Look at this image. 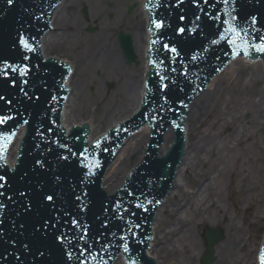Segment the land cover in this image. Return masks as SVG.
<instances>
[{
	"label": "bare ground",
	"instance_id": "obj_1",
	"mask_svg": "<svg viewBox=\"0 0 264 264\" xmlns=\"http://www.w3.org/2000/svg\"><path fill=\"white\" fill-rule=\"evenodd\" d=\"M103 1L112 2V9L106 10L102 5ZM132 1L137 7L135 15L141 21L139 29L136 27L135 30L132 29L134 26H126V17L122 12L118 13L124 6L122 0H63L57 6L59 10L52 23V26L63 30L52 29L46 32L41 38L39 48L43 58L55 55L69 64L67 61L70 60L55 53L64 39L63 44L68 49H79L78 63L73 64L70 61L73 72L77 69L75 66L80 67V64L90 71L102 70L107 77L114 76L125 80L121 88L126 94L115 105L121 108L118 112H111L107 128L113 126V122L128 119L132 113L138 111L145 93L144 73L149 67L146 56L150 35L146 26L149 18L143 7L146 0ZM80 2L85 5L80 13L82 10L86 11L87 5V11L94 14L98 32H88L86 36L80 32L79 24L82 23L78 21L82 22V18L79 14L81 19L73 16ZM122 28L125 30H121ZM118 36L124 37L126 46L130 45L135 50L140 69L135 67V70H122L121 66L126 58ZM246 68H251L247 75L239 74ZM99 75L98 72L96 76ZM222 81L225 84L229 82L230 90L223 88L219 92L218 84ZM255 82L261 85L253 89ZM67 86L70 91L61 111V124L68 129L71 124L88 121L90 132L87 142L92 143L101 134H96L93 129L92 116L72 119L77 95L84 91V87L78 82L75 85L71 78ZM198 97L196 100L200 102L193 100L188 107L184 123V152H181L175 166V174L170 176L172 188L167 189L169 191L163 203L151 220L152 240L146 255L154 257L157 264H161L167 257L166 264H184L187 260L197 258L200 243L196 231L200 224H207L210 227L224 228L225 237L217 247L214 264H249V259L242 256L241 252L247 244L245 226L249 216V222L252 223L257 218L264 219V133L259 135L257 131L258 128L264 129L263 61H250L243 57L234 59ZM111 104L112 102L108 105ZM112 108L113 106L110 109ZM191 123L196 128L194 139H189L188 125ZM221 125L234 127V130L229 127L233 130L231 136L219 133L217 129ZM237 181L238 188L233 191L236 197L231 202L229 188ZM169 201L172 207L167 209L165 204ZM239 203L240 209L237 207ZM235 206L237 209L233 210ZM244 207L252 211L246 214L241 209ZM162 212L168 217L164 227H160ZM155 246L160 250L156 252L153 249ZM118 260L122 261L121 258ZM253 262L257 264L256 257Z\"/></svg>",
	"mask_w": 264,
	"mask_h": 264
},
{
	"label": "water",
	"instance_id": "obj_2",
	"mask_svg": "<svg viewBox=\"0 0 264 264\" xmlns=\"http://www.w3.org/2000/svg\"><path fill=\"white\" fill-rule=\"evenodd\" d=\"M257 1L259 0H235L233 6L235 12H233L229 17L232 26H235L238 30H243L247 34V39L251 40L249 42L251 44L257 43L258 37L262 33H264L263 29L254 25H250L246 21V19L251 17H256V19L258 20H261L264 17V6L261 3L258 4ZM4 2L5 0H0V12ZM165 2L169 3V8L167 10L164 8L160 10V12L157 13V15L153 17V19L166 21V24L164 25V27H162V30L159 31L157 41L159 43L162 41H166L168 45L171 46L173 43H175V41L178 42L179 39L182 38V35H176L174 33L175 29L184 28L186 30L188 27H191L193 12L191 11L190 8L185 7L186 11H188L189 14L187 15L178 14L176 10L170 7V5L171 6L176 5L178 3L177 0H165ZM179 2L183 5V7L185 6V3L183 1L181 2V0H179ZM260 2H264V0H260ZM181 16L185 18L184 23L180 22ZM233 16L237 17V19L232 20L231 18ZM29 23L30 21L28 22V24ZM17 24L18 22H15V19L12 20V17L6 18L5 20L0 19V46L3 45L6 48L4 52H0V66H3V62L6 61L10 65H16L17 67H21L23 66L22 64L28 63V60L23 59V57L31 56L30 51H25L19 45V36L24 35L26 39L27 35L26 32L23 29H21ZM198 26L202 30L206 28V24H203L201 21L198 22ZM9 27L10 29H8ZM146 30H148L147 26H146ZM211 32L212 30L210 29L201 32L197 31L195 33L196 36H194V39L191 40L190 43L192 46L190 53H193L195 49H197L198 43L201 40H203L204 37L212 38L213 36L211 35ZM155 34H157V31ZM150 41L151 43H153V38H151ZM187 42L188 45H190L189 41ZM153 45H154L153 48H155L154 52L156 54L155 58L157 61H160L161 58L166 57L168 51L164 47L157 46L154 43ZM19 47L22 48L21 51ZM187 53H189V50L182 51L183 56ZM48 56H55V55H48ZM20 57L23 59L24 63H21ZM62 64H64L68 70L71 69V65L69 67V65L64 61L62 62ZM163 64L164 61L161 62V64H159L160 68L158 67L155 68L156 70L155 72H158L161 76H163L164 72H166V74L169 75L170 71H168V68L163 67ZM26 66L29 69L28 74L25 76L27 84L34 85L37 82V79L42 77L43 74H38L39 73L38 69L35 66H33L32 63ZM3 71L7 72L8 74V78L6 79L7 81L9 82L14 81L15 83H18L20 81L19 79L20 74L18 71L13 72L11 68H5ZM179 73L180 72H178L177 74ZM175 85L179 86L180 88H185L186 91L189 90L188 81L186 83V86H180L177 83H175ZM38 86L39 85L36 83V87ZM169 88L173 89L172 87ZM150 97L153 106L157 111L158 109L164 110L165 108H168L169 106L168 101L167 103H163V104L161 102V97H165L164 94L157 91H150ZM24 103L30 105V103L27 102L26 100L24 101ZM53 105L54 107H57L58 105H60V101L54 102ZM135 113H132L131 116L134 115ZM20 116H21L20 121H22L24 115L20 114ZM154 116L161 121L158 122L156 126L158 127V130L160 129L162 132V138H161L162 142L158 145L157 142L159 141V139H152L150 144L151 150H147L145 155L148 158L144 160L143 163H141L143 159H141L142 155L140 152H142V148H145V144H146L145 139L148 137L147 134H149L148 125L144 124V127L141 128L137 133L132 134L130 135V137L126 138L120 149L113 156L112 160H110L107 166V170L103 176L102 190H107L108 192H111L112 189L114 188L116 189L120 185V181L123 179L125 175H127L128 170L134 164L139 169L136 172V174H134L133 177L130 178V180H128V182H125V186H126L124 190L125 192L133 191L134 194L140 195L142 198H144L143 199L144 204L147 203L149 205L150 204L149 200H151V202L154 203L156 197H159L161 192L168 188V185H170V188H172V182L170 176L172 174H175V166L179 162L181 152H184V144L182 143V140H184V138H182L181 131H179L178 139L175 145H173L171 150L168 152V147L172 143L175 137L174 135L171 134L170 130L174 128L170 123L168 122L165 123V121L162 120L161 116L158 115H154ZM122 120L125 119H120V121ZM116 123L117 122H113V125H115ZM82 124H86L89 126L88 121H83ZM154 124L155 122L152 121V125ZM71 125L80 126L81 124H71ZM35 127H36L35 130L36 132H41L43 130L48 131L49 129L52 130L54 129L49 123L47 122L43 123L42 119L40 121H36V123L34 122L33 119L30 120L25 127L21 126V128L17 132L16 138L14 139L11 147L7 150L6 153L3 154V159L0 160L2 162L6 161L9 166H12L15 162L16 150L18 148L20 138L24 134V129L26 132L28 131V136L25 137L24 142L31 144L34 142V139H36L33 133ZM184 129H185V125H184ZM99 135L101 134H98L97 136ZM167 135L170 137H168ZM91 144L92 143H88V145ZM64 145L67 146V143L64 142ZM107 149H108L107 145L97 146L95 151L91 150L90 152H88L89 153L88 155H85L86 157L88 156H95V157L90 159H84V163L88 164L92 169H94L95 167L94 165L97 162L99 163L100 166L102 161L107 160V158L105 157L106 153H100V152H103ZM56 150L58 152L57 154L61 153L60 149H56ZM23 155H25V152L22 153V156ZM68 160L73 161L70 158H68ZM37 161H40L42 165L47 166L48 176L52 175L58 168H60V164H61L59 159L58 160L59 163L57 162V166L51 165L47 157H43V156L41 157L34 156L29 161L20 160L18 163H22V164L20 170L17 172L19 178H21V176H30L34 174ZM65 170L66 169L64 168L62 171ZM69 172L70 170L68 166V173ZM70 173L72 174L71 176L72 180L81 183L82 177L77 171L74 170L73 172ZM145 173H148V175L145 176ZM163 174L168 175V177L167 178L164 177ZM60 176L61 175L58 172L55 176H51V179L49 178V181L53 183L54 181H57V179H52V178L53 177L60 178ZM2 182L6 183V181H2ZM58 183L59 182H56V184ZM87 184L94 185L91 180L88 181ZM82 188H84V186H82ZM67 189L70 190L66 191V189L64 190L62 188V190L60 191L69 195V198H72V196H74L72 192L76 191V187L72 186ZM14 191H15L14 189H10V188L7 189V187H4V191L2 195V198L6 206L5 215L7 217L2 215L1 219L8 218V220H11L13 223L12 225L15 228V231L9 232L8 226H3L4 229H0V264H34V263L37 264V260L41 255L40 253L38 254L36 252L35 246L37 248H45L46 245L50 247V244L53 243L55 244V236L60 235L61 232H63L64 235H67L66 237L67 239H69L70 242V240H72V236L74 237L77 236V234L81 233V229L85 227V224L86 225L91 224L89 223L90 219L88 215H91L92 217L96 218V220L98 221L97 226H93L92 228H90L88 230V234L84 235L85 241H89L91 245V249H90L91 253L94 251L106 253L105 245L107 246V248H109V245L112 243L118 244L119 242L116 240L117 238L115 237H118L119 235H126L127 233V238H128L131 235L136 236L137 232L138 234H140V230H138L136 226L140 225L141 212L145 211L143 207H140L139 210H135L131 206L128 207L126 205L121 204V206L118 205L117 208L113 210L112 203L109 200L108 208L102 207L93 212L89 210L86 211L85 213H80L78 212L79 211V207H77L78 204L74 206V204L77 203V201H74L73 202L74 204L72 203V207L69 209L70 215H68V212H66L61 214V216L63 218L62 220L65 219L69 220L70 216H71L70 218L78 220L80 227L74 226L73 229L72 227L69 226V228H65V229H53L51 225H49L48 229H44L42 227L44 222V216H46L45 220H47L49 223L53 215L51 216L50 214L47 215L45 214L43 216L41 210L35 208L36 205H31L30 203H27L30 200L28 196L20 200V202H18V196L16 193H14ZM119 196L120 194L118 193V195L117 196L115 195L114 198L116 197L117 199H119L120 198ZM128 208H131L133 212L131 211V209ZM130 211L134 215V217L128 219V216L130 215ZM136 211L137 213H135ZM122 212L124 213L123 215ZM94 214H97L98 217ZM72 219H70V221ZM68 220H66V223L64 225H71L70 221ZM124 220H127L128 225L127 222L124 223ZM105 222H107L106 227H105ZM129 224L132 228L130 230H129L130 228ZM37 228H39L40 230L37 231L36 230ZM76 231H78L77 234L75 233ZM10 233L12 235H10ZM207 234H209L210 237V239L207 240V249L209 252V256H211L212 254L211 247L214 243H216L221 239V234L218 229L215 230L208 229ZM97 237L99 239H97ZM35 238L38 240H35ZM40 239H42L43 245H39V243H37L38 241H40ZM23 244L28 246L27 249L24 247ZM81 247L83 248L85 246H81ZM54 254L55 256L49 255L45 257L44 258L45 261H49L48 262L49 264L50 263L55 264L56 262L57 264L60 263L65 264V260H64L65 258L62 257V253L58 245H57V250L54 251ZM75 255L77 256L79 254H75ZM147 256L150 257L149 255ZM208 259L209 258L207 257L203 263L207 264ZM73 264H78V261L75 259Z\"/></svg>",
	"mask_w": 264,
	"mask_h": 264
},
{
	"label": "rangeland",
	"instance_id": "obj_3",
	"mask_svg": "<svg viewBox=\"0 0 264 264\" xmlns=\"http://www.w3.org/2000/svg\"><path fill=\"white\" fill-rule=\"evenodd\" d=\"M124 3V6L122 8H120V12L126 17H122L123 19L125 18L126 20V26H134L132 29L135 30L136 27L137 29H139V25L141 24L140 19L136 17V5L135 3H133L132 0H122ZM102 5L104 6V8L107 10H111L113 7V3L109 2V1H103ZM85 6V5H84ZM83 7V3L80 2L79 6H78V10L76 12L73 13V16H75L78 19L82 18V15L80 13V10ZM131 7V11L128 13L129 8ZM87 8H89L86 5V12L88 15V20H85L82 18V22L78 21V23H82V25L79 24V30L83 35H88V32L86 31V29L88 27H90L91 29H93V32L91 33H96L97 28L95 27L96 23H95V19L94 14L89 12L90 10L87 11ZM68 10H65V12ZM117 15V18H119ZM81 18H79V15ZM69 15V14H68ZM78 15V16H77ZM108 16H111V14H109ZM108 19V18H107ZM126 28V27H125ZM55 30H63V29H59L57 26L55 27ZM121 30H125V29H121ZM131 30V29H130ZM131 30V31H133ZM100 32V31H99ZM90 34V33H89ZM63 42H65V40H62V43L60 44V49L55 52L56 54L65 57L66 59L72 61V63H78L79 60V49H75V50H70L68 49L65 44H63ZM138 59V58H137ZM138 62V61H137ZM73 63V64H74ZM75 66V65H74ZM80 67L75 66L77 69L76 71L74 70V74L71 76V81H73V83L76 85L77 82L79 85L82 84L83 88V92L79 93L77 95L76 98V106L73 112V118L72 119H80V118H86L87 116H92V122H93V129L95 131V133L97 134L98 132H102L106 129L107 125H108V120L109 115L111 114V112H118L120 110V106H115L117 104H119L122 100V96L126 94V92H124L122 90V86H123V82H125V80H123L122 78H118V77H107L106 73H104L102 70H93L90 71L88 68L86 67H82V65L79 64ZM74 67V68H75ZM135 67H138L140 69V63L138 62L137 65L131 64L129 66L123 64V66H121L122 70L124 69L125 71H130L131 68H133V70H135ZM83 68V69H82ZM251 68H246L245 70H242L243 75H247V73H249ZM98 72L100 73L99 76H96L98 74ZM127 75V74H126ZM102 76H104L103 78H101ZM223 77L225 79H227L226 76L223 75ZM240 76H237V78H239ZM73 78H75L73 80ZM107 84H111V87L108 89ZM261 85L259 82H255L252 85V88H256L257 86ZM219 87V92H221V90L223 88H226L227 91L230 90L231 85L229 84V82H227V84H225V81H222L220 84H218ZM90 88V89H89ZM108 91V92H106ZM90 92H92V94H90ZM226 94V93H225ZM85 95L87 97H85ZM198 101V103L200 102V100H196V102ZM203 101V100H202ZM111 105H108L109 103H111ZM195 102V103H196ZM96 105V106H94ZM111 106H113L112 109ZM114 109V110H113ZM189 126V139H194L195 137V131L196 128L194 126L193 123H191V125ZM232 128L234 130V127L232 125H221L218 126V131L220 134L222 135H226V136H231L232 134ZM259 135L264 133V129L258 128L257 129ZM229 140V138H228ZM238 181L237 183H232L230 185V192H229V200L231 202H233L235 200V193L233 191H236V189L238 188ZM231 194V195H230ZM165 204V203H164ZM240 203L237 205L238 209H240ZM165 206L167 207V209H169V207H172L171 202H167L165 204ZM236 207V206H235ZM233 207V210L237 209V207L235 208ZM245 211L246 214L250 213L251 211L247 208H241ZM251 216L248 217L246 226H245V238L247 241V244L244 246V248L242 249V256H244L245 258H248L249 260V264H254L253 259L255 256V251L256 248L259 244L260 238L263 234V228H264V219L261 218H257L258 220L255 223L249 222ZM161 218V226L160 227H164L165 224L168 221V217L162 212L160 215ZM209 226L207 224H200V226L197 228L198 230L196 231L197 233V238L199 240L200 243V247H199V254L197 256V258L195 259H190L187 260L186 262H184V264H199V260H200V256L204 253L205 251V246H204V240L202 238L203 232L205 230V227ZM220 228L223 231V239L218 242L213 250H214V254L215 256H217V247L218 245L224 240L225 234H224V228H222L220 226ZM157 235L159 234V232L156 233ZM154 250L159 251L160 249H157L156 246L153 248ZM159 254V253H158ZM168 259V257H167ZM167 259L166 260H162L161 258L159 259V262L161 261V264H166L167 263ZM215 262V261H214ZM213 262V264H214ZM117 264H122L120 262H117Z\"/></svg>",
	"mask_w": 264,
	"mask_h": 264
},
{
	"label": "snow or ice",
	"instance_id": "obj_4",
	"mask_svg": "<svg viewBox=\"0 0 264 264\" xmlns=\"http://www.w3.org/2000/svg\"><path fill=\"white\" fill-rule=\"evenodd\" d=\"M181 2H182V0H181ZM224 2L227 3L228 0H224ZM7 3L11 5V4L14 3V0H7ZM181 19L183 20L184 17L181 16ZM231 19L232 20H235V19H237V17L233 16ZM251 21H252L253 24H255L256 17H251ZM151 23H153L154 26H155V28H157V29H160V28L164 27V24H165V22L163 20H153V21H151ZM223 23L225 25H229L227 31L236 33L237 35H245L246 36V33L239 32L235 26H232L230 20H224ZM178 32L179 33H184L185 32V29L184 28H179L178 29ZM258 40H259L258 43H255V44H251L250 43L249 44V47H251L252 49H254L257 52L264 53V36H259L258 37ZM153 43H155V41H153ZM212 43L215 44L216 41L213 40ZM230 43L235 44L236 42L235 41H230ZM19 45L25 51H33L34 50L32 48V45L29 44V42L25 39L24 35H20L19 36ZM164 48L167 51H169L172 54H174V55H177V56L179 55V51H178V49H177L176 46H169L168 44H165L164 45ZM23 59L27 60L28 57L27 56H24ZM191 59L193 61H195L197 59V56L196 55H193L191 57ZM149 63H151V61H149ZM3 67H5V68H11L13 72H17L18 71L21 76H26L28 74V71H29V69H28V67L26 65L25 66H21V67H17L16 65H10V64H8L6 61L3 62ZM173 71H175V69H173ZM3 75L7 76V72H4ZM165 79H166V77H164V76H161L160 77V80L161 81H164ZM24 83H27V81H24ZM167 87L168 86L165 85V84H163V83L160 85L161 91H164ZM21 91H24V90L21 89ZM25 95H27V93H25ZM0 99H4V97L0 96ZM37 99H39V97H37ZM54 99H55V97H53V100ZM165 99H167V97H165ZM11 119H12V116H0V124H4L6 121H9ZM24 123L27 124L28 121L25 120ZM13 136H15V132H12L10 134L9 133L0 134V159H3V154H4V152H5L6 148H7V145L12 141ZM97 146H99V142H97ZM61 147H65V145H61ZM86 151L87 150H85V152ZM73 155H75V153H73ZM85 158L87 159V157H85ZM60 159L66 160L67 157L61 156ZM36 163L39 164L41 162L40 161H37ZM94 166L95 167H99V163L98 162L95 163ZM56 179L59 180L60 178L57 177ZM2 181H5V177L0 176V182H2ZM3 187H4V183H0V188H3ZM0 195H3V193L0 192ZM21 195H23V193H21ZM44 199L46 201L51 202V201H53V195H45L44 196ZM77 199H80V198L77 197ZM137 206L138 207H143V205H137ZM4 207H5L4 204H0V210H3ZM71 224L73 226H75V227H80L79 221L76 220V219H72L71 220ZM106 226H107V222H105V227ZM42 227L44 229H48L49 228V223H48L47 220H45L43 222ZM51 227L53 229H55L56 225L53 224V225H51ZM36 230L39 231L40 229L37 228ZM84 231H85V233H87V226L84 227ZM65 239H67V237L63 233H61L60 235H56L55 236V240L59 242V244L61 246V249H62V252H63V254L65 256V262H66V264H67V261H72L74 258L78 261V264H90V258L91 259H94V257H92V253L90 251L91 245H88L86 243L85 247H83L79 251V255H77V256L74 257V254L71 251H68L67 249L64 248V241H65ZM84 239H85V236L84 235H77V236H74L73 237V240H77V241H81V240H84ZM97 239H99V238L97 237ZM121 239L123 240L124 237H121ZM69 243H71V242H69ZM24 247L27 249L28 246L27 245H24ZM77 247H79V245H77ZM105 247H106V245H105ZM123 247H124V251H128L129 250L127 243H125ZM40 255L43 256L44 253L41 252ZM260 264H264V250H262L261 253H260Z\"/></svg>",
	"mask_w": 264,
	"mask_h": 264
}]
</instances>
